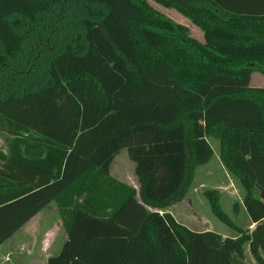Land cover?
<instances>
[{"label":"trees","instance_id":"trees-1","mask_svg":"<svg viewBox=\"0 0 264 264\" xmlns=\"http://www.w3.org/2000/svg\"><path fill=\"white\" fill-rule=\"evenodd\" d=\"M176 9L203 33L155 10ZM264 0H0V247L57 204L46 264H264ZM220 143L254 226L195 232L165 210ZM126 150L139 190L111 176ZM215 195V194H214Z\"/></svg>","mask_w":264,"mask_h":264},{"label":"rangeland","instance_id":"rangeland-1","mask_svg":"<svg viewBox=\"0 0 264 264\" xmlns=\"http://www.w3.org/2000/svg\"><path fill=\"white\" fill-rule=\"evenodd\" d=\"M149 3L155 10L174 23L184 26L191 38L200 43L203 42L202 31L176 9L153 1ZM250 85L252 87H264V76L260 73H254ZM12 139L13 137L8 133V130L1 127L0 152L8 153L9 144ZM207 141L213 150L212 159L206 165L195 168L192 184L184 199L176 202L165 211L172 214L178 223L195 232L211 231L223 237H237L238 233L227 223L220 221L212 212V198L209 197V193L214 192L213 198L214 196L217 198L219 208L230 219L233 225L242 230H250L252 227L243 207L245 193L238 179L223 165L220 158L219 141L211 137ZM110 174L116 180L132 186L136 191L139 190V182L135 174V164L130 160L126 150L121 151L116 156L111 165ZM256 195L261 198L262 192L258 191ZM34 218L33 227L31 228L32 237L29 238L30 245L27 246L29 249L33 248L30 254L33 256L26 260L29 249L26 247L20 251L17 250V246L14 247L15 255H12L11 258L20 264H45V257L54 256L60 251L61 241L64 240L66 235L56 203H52ZM47 241L48 243L52 242V246L50 250L48 249L47 252L43 253L42 245L43 242ZM35 242L36 244L33 245ZM246 261L248 264H257L248 249L246 250Z\"/></svg>","mask_w":264,"mask_h":264},{"label":"crops","instance_id":"crops-1","mask_svg":"<svg viewBox=\"0 0 264 264\" xmlns=\"http://www.w3.org/2000/svg\"><path fill=\"white\" fill-rule=\"evenodd\" d=\"M259 88H264V87H259ZM34 219L35 218H33V220L29 224L27 223L26 226H24L19 232H17L12 238H10L5 244H3L0 247V264H20V263H18L16 261L12 260V258H11L12 255H15V252H14L15 248L14 247L17 246V250L22 251L28 245H30V239L29 238L32 237L31 228L33 227ZM250 224H251V222H250ZM251 227H252L251 229L254 228L253 225H251ZM48 238H49V235H48ZM54 239H55V237H54ZM65 240H66V235L64 237V240L61 241L62 244H63V242ZM35 244H36V242L33 243V245H35ZM51 246H52V242H49V243H48V241L47 242H43L42 252L43 253L47 252L48 249L50 250ZM27 248L29 249V247H27ZM32 251H33V248L29 249L28 254H27L28 256H26V260L30 259V257L33 256V255H30L32 253ZM42 252H40V253L42 254ZM49 257H51V256H49ZM48 258L45 257V264H46ZM28 264H30V263H28Z\"/></svg>","mask_w":264,"mask_h":264},{"label":"water","instance_id":"water-1","mask_svg":"<svg viewBox=\"0 0 264 264\" xmlns=\"http://www.w3.org/2000/svg\"><path fill=\"white\" fill-rule=\"evenodd\" d=\"M261 199L264 201V192H262V197H261Z\"/></svg>","mask_w":264,"mask_h":264}]
</instances>
